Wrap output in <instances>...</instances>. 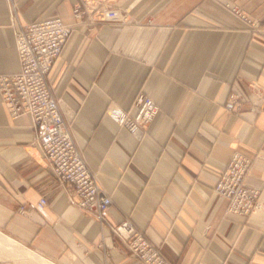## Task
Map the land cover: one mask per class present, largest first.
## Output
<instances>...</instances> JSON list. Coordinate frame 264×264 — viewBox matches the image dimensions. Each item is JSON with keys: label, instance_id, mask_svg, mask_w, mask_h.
<instances>
[{"label": "crops", "instance_id": "obj_1", "mask_svg": "<svg viewBox=\"0 0 264 264\" xmlns=\"http://www.w3.org/2000/svg\"><path fill=\"white\" fill-rule=\"evenodd\" d=\"M50 16L72 30L48 80L110 196L108 223L129 221L172 264H264V0H0V75L20 68L17 25ZM237 90L246 98L230 112ZM139 92L159 111L132 132L114 113ZM44 137L0 95V264H37L17 243L55 264H141L71 201L37 143ZM237 151L252 159L244 181L259 191L248 215L213 191Z\"/></svg>", "mask_w": 264, "mask_h": 264}, {"label": "built area", "instance_id": "obj_2", "mask_svg": "<svg viewBox=\"0 0 264 264\" xmlns=\"http://www.w3.org/2000/svg\"><path fill=\"white\" fill-rule=\"evenodd\" d=\"M77 4L74 14H81ZM241 18L254 24L245 13ZM108 13L98 14L104 19ZM72 27L60 16H50L19 24L15 28V43L20 68L16 73L0 75V95L13 117L29 114L35 129L45 132L37 141L47 160L55 180L67 191L72 202L86 213L95 216L100 224L109 226L128 245L130 255L141 264H172L161 252L160 246L148 239L134 225L125 220L111 225L104 215L111 203L110 196L100 187L94 171L89 167L80 149L71 136L59 106V97L54 93L48 73L61 53ZM246 98L240 91H232L225 102L230 112H238L240 103ZM159 111V106L148 94L139 92L127 109L115 111L119 125L137 132L149 124ZM252 159L235 152L221 171L213 191L227 200V211L248 215L257 206L259 191L248 185L244 177ZM41 197L35 207L46 203ZM29 207L19 211L27 213Z\"/></svg>", "mask_w": 264, "mask_h": 264}, {"label": "bare ground", "instance_id": "obj_3", "mask_svg": "<svg viewBox=\"0 0 264 264\" xmlns=\"http://www.w3.org/2000/svg\"><path fill=\"white\" fill-rule=\"evenodd\" d=\"M17 248L20 253L22 252L23 254L27 255L28 259L33 262H36L37 264H55L54 262L47 260L38 253L31 251V249L29 250L28 248L23 247V245H21L20 243H17Z\"/></svg>", "mask_w": 264, "mask_h": 264}]
</instances>
